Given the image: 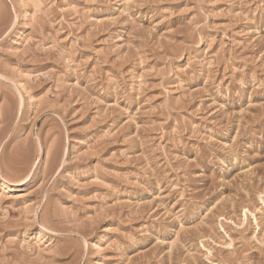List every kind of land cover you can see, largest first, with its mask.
Segmentation results:
<instances>
[{
	"label": "rangeland",
	"instance_id": "1",
	"mask_svg": "<svg viewBox=\"0 0 264 264\" xmlns=\"http://www.w3.org/2000/svg\"><path fill=\"white\" fill-rule=\"evenodd\" d=\"M0 264H264V0H0Z\"/></svg>",
	"mask_w": 264,
	"mask_h": 264
},
{
	"label": "bare ground",
	"instance_id": "2",
	"mask_svg": "<svg viewBox=\"0 0 264 264\" xmlns=\"http://www.w3.org/2000/svg\"><path fill=\"white\" fill-rule=\"evenodd\" d=\"M243 217H244V216H243ZM245 217H246V216H245ZM244 219H245V218H244ZM244 219H243V220H244ZM243 222H245V221H243Z\"/></svg>",
	"mask_w": 264,
	"mask_h": 264
}]
</instances>
